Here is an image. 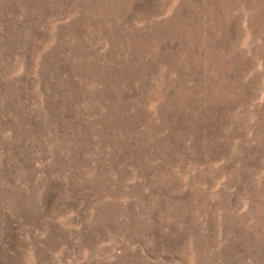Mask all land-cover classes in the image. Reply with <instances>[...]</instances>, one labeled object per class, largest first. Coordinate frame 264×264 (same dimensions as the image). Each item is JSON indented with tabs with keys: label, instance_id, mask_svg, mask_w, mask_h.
Here are the masks:
<instances>
[{
	"label": "rangeland",
	"instance_id": "1",
	"mask_svg": "<svg viewBox=\"0 0 264 264\" xmlns=\"http://www.w3.org/2000/svg\"><path fill=\"white\" fill-rule=\"evenodd\" d=\"M0 264H264V0H0Z\"/></svg>",
	"mask_w": 264,
	"mask_h": 264
}]
</instances>
